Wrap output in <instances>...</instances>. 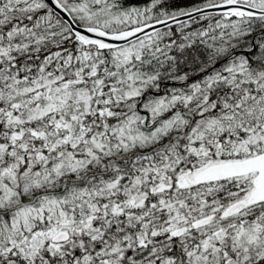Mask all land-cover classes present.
<instances>
[{
    "label": "snow or ice",
    "instance_id": "6c2138e0",
    "mask_svg": "<svg viewBox=\"0 0 264 264\" xmlns=\"http://www.w3.org/2000/svg\"><path fill=\"white\" fill-rule=\"evenodd\" d=\"M0 264H264V0H0Z\"/></svg>",
    "mask_w": 264,
    "mask_h": 264
}]
</instances>
